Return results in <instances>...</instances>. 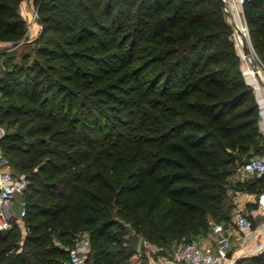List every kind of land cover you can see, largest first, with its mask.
Returning <instances> with one entry per match:
<instances>
[{
	"label": "trees",
	"instance_id": "trees-1",
	"mask_svg": "<svg viewBox=\"0 0 264 264\" xmlns=\"http://www.w3.org/2000/svg\"><path fill=\"white\" fill-rule=\"evenodd\" d=\"M22 1L0 0V42L33 45L1 84L13 98L26 77L22 104L0 105V126L16 127L0 150L27 180L26 234L0 231V264H62L78 231L91 264H149L124 223L158 242L198 236L230 219L229 189L264 193V175L231 181L264 144L220 0H34L30 42ZM242 9L264 63V0Z\"/></svg>",
	"mask_w": 264,
	"mask_h": 264
},
{
	"label": "built area",
	"instance_id": "built-area-1",
	"mask_svg": "<svg viewBox=\"0 0 264 264\" xmlns=\"http://www.w3.org/2000/svg\"><path fill=\"white\" fill-rule=\"evenodd\" d=\"M245 0H223V7L234 19L239 37V48L241 61L244 64L246 75L252 77L255 86H259V78H264V63L255 52L248 35V30L243 18L242 4ZM237 18L240 21L238 23ZM242 20V21H241ZM38 24V14L36 8L33 9L29 23L26 25L27 32L33 29V25ZM241 34V36H240ZM247 47L248 54L244 48ZM235 175L238 180H245L249 176L264 175V153L252 156L248 161L236 168ZM27 188V180L24 176L15 174L9 159L0 150V231H6L11 227L9 205L22 195ZM22 209L19 218L25 216L24 202H21ZM258 214L264 216V205L258 206ZM234 230L239 235L254 230V223L251 218L242 212H237L232 218ZM257 231L264 237V223L257 228ZM211 233L214 236V243L210 246L198 239L182 243L174 252L170 259H166L162 264H216L220 260L227 259L230 248V240L227 229L220 223L211 225ZM67 260L62 264H87V257L90 251L89 237H78L68 248ZM264 254V248L262 250Z\"/></svg>",
	"mask_w": 264,
	"mask_h": 264
},
{
	"label": "rangeland",
	"instance_id": "rangeland-1",
	"mask_svg": "<svg viewBox=\"0 0 264 264\" xmlns=\"http://www.w3.org/2000/svg\"><path fill=\"white\" fill-rule=\"evenodd\" d=\"M35 7H33L34 9ZM33 11V10H32ZM223 13V18L224 20L229 24L230 26V40L233 43V46L236 50L237 55L240 58V64L238 67V70L243 73V78L245 79V81L249 84V82L253 81L252 77H249L250 75H246L245 73V69H244V64L241 61V57H240V42H239V37H238V33H237V28L235 26L236 22L234 23V19L227 13L224 12V10H222ZM238 23L240 24L239 19L237 18ZM242 21V20H241ZM29 23L26 22V25ZM29 32H27L26 30V35H28ZM28 37V36H27ZM37 38V37H36ZM35 38V39H36ZM30 40V39H29ZM1 43V42H0ZM239 44V45H238ZM33 45L32 44H18L16 47H13V45L11 46H3L0 45V60H2L1 55L2 52L6 53L7 56H14V60L13 62H10L8 66L5 65L6 62H1L0 61V105L2 106H6L9 103L15 104L20 106V104H22V102L19 100V95H17V93H19V91L24 90L25 85L24 82L26 80V77L22 76L20 77V82H22V86L18 87L17 89H15V95L13 96V98H11L10 96L6 95V92L4 90H1V84L3 82H5V80L8 78L6 72H8L9 70L13 69V65L17 64V65H21V56L24 54H29L32 51ZM16 61V62H15ZM29 79H32V76H28ZM258 82L260 83V85L257 87L254 85V83L251 85L249 84V86L251 87L252 91L254 92L256 89H261L262 84L264 85V78H259ZM22 109L25 110V106H22ZM16 129L15 126H9V124L5 123L4 125L0 126V136H2L5 132H10L12 130ZM263 144H264V140H263ZM252 157V155H251ZM233 179H231V181L233 182H237V176L234 174L232 176ZM230 190V189H229ZM229 192V191H228ZM21 202H22V195H19L16 197V200H14V202H12V204L9 205L8 209L10 211V221H11V225L12 224H17L19 226V243L22 244L25 230H24V226H23V221L21 220V218H19V213L22 209L21 206ZM237 212L233 210V208L230 210V216H234ZM125 226L128 227V236L129 238L132 236V234H135V232L128 226V224H125ZM158 231L160 233V231L162 230V223L159 222L158 223ZM197 230V229H196ZM193 232L187 233L185 228H180V231L173 233L171 235H169V238H171V236H174L173 240H169V241H163V242H158V238L157 235L156 236H152L150 231H148L146 234L147 235H142L139 234V241L137 244V255L134 257V260H138V258H142L145 261H147L149 264H153V262H159L160 258H171L174 255V252L176 251V249L185 241L189 239H198L197 236H194ZM86 236L88 237L89 234L86 231H78L75 232V234L71 237L73 239H76L78 237H83ZM149 237H151L149 239ZM66 239V238H65ZM63 239V240H65ZM68 239V238H67ZM66 239V240H67ZM72 239V240H73ZM55 243L59 246H65L64 248L67 249L68 245H63L62 243H60L58 241V239H54ZM22 246V245H21ZM87 264H91L90 262H87Z\"/></svg>",
	"mask_w": 264,
	"mask_h": 264
},
{
	"label": "crops",
	"instance_id": "crops-1",
	"mask_svg": "<svg viewBox=\"0 0 264 264\" xmlns=\"http://www.w3.org/2000/svg\"><path fill=\"white\" fill-rule=\"evenodd\" d=\"M33 1L34 0H23L19 5V14L26 22L30 20V16L34 7ZM39 32V25L34 24L33 29L27 35V42H30L38 37ZM0 45L11 46L12 44L1 42ZM17 45L18 44H15L13 45V47H16ZM252 82L253 81L249 82V84L252 85ZM253 94L255 96V100L259 110V130L262 133L264 140V85L262 84L261 89H256ZM253 176H249L245 180L237 179L236 181L244 182ZM229 196L232 200L233 210L236 212H242L249 218H251L254 223V230L251 232H247L244 235H239L238 233H236L232 225L233 216H230V219L228 221L218 222L227 229L230 240V248L227 253V259L220 260L216 264H235L236 262L241 260L253 259L254 257L262 254V250L264 248V237L257 231V228L264 223V216L258 214V206L264 205V193H250L246 190L234 188L229 190ZM213 223L215 222H210L211 225ZM197 237L198 240L203 241L210 246L214 243L215 240L214 236L211 233V228L208 232L198 235ZM166 259L170 258H160L159 262H153V264H162V262Z\"/></svg>",
	"mask_w": 264,
	"mask_h": 264
},
{
	"label": "water",
	"instance_id": "water-1",
	"mask_svg": "<svg viewBox=\"0 0 264 264\" xmlns=\"http://www.w3.org/2000/svg\"><path fill=\"white\" fill-rule=\"evenodd\" d=\"M220 2L222 5L224 4L223 0H220ZM244 51L246 54H248L247 47L244 48ZM138 240H139L138 236L136 234H132L131 239H130V244L134 251H136L137 249Z\"/></svg>",
	"mask_w": 264,
	"mask_h": 264
},
{
	"label": "bare ground",
	"instance_id": "bare-ground-1",
	"mask_svg": "<svg viewBox=\"0 0 264 264\" xmlns=\"http://www.w3.org/2000/svg\"><path fill=\"white\" fill-rule=\"evenodd\" d=\"M240 36H241V34H240Z\"/></svg>",
	"mask_w": 264,
	"mask_h": 264
}]
</instances>
